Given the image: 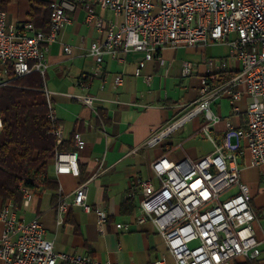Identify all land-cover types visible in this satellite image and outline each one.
Here are the masks:
<instances>
[{
  "label": "built area",
  "instance_id": "2783aa9c",
  "mask_svg": "<svg viewBox=\"0 0 264 264\" xmlns=\"http://www.w3.org/2000/svg\"><path fill=\"white\" fill-rule=\"evenodd\" d=\"M95 3L121 17L119 23L109 21L104 26L102 19L95 17L94 8L85 4L86 20L96 18L95 27L104 35L89 48L97 68L103 54L114 57L119 52L134 50L143 53L135 68V74L140 75L145 62L162 47L209 42L225 43L228 58L240 62V68L220 89L229 87L226 91L232 103L243 93L250 97L245 124L234 126L226 120L221 140L213 138L211 126L218 117L211 112L210 102L220 89L210 88L207 78L203 77L193 107L181 119L165 126L160 134L173 131L185 119L202 112L206 122L201 130L213 142L214 150L197 159L186 157L170 161L161 156L153 162L152 169L160 184L154 187L148 180L137 183L142 196L135 220L138 223L150 221L155 226L175 264H231L240 257H257L261 250L252 228L255 212L250 203L249 188L240 179L239 160L247 151L250 165L264 164V0H95ZM73 7L68 0L52 2L48 31L37 28L28 20L9 24L6 10L0 9V86H9L12 77L25 76L32 71L39 72L44 78L48 46L70 21L67 9ZM63 49L66 53L71 52L68 45ZM209 64L212 65V60ZM216 68L226 69V61H221ZM191 70L192 64L184 61L182 75H188ZM121 80L120 75L114 76L115 84ZM43 91L47 117L55 122L50 93L45 87ZM71 95L93 108L94 96ZM53 133L59 143L62 140L59 125ZM160 134L152 136L146 143H155ZM232 137L235 142L231 141ZM75 142L77 146L82 144L77 133ZM53 170L55 175L78 176L77 152L56 151ZM91 179L75 187L71 202L86 212L91 210L87 202V184ZM261 185L264 186V176ZM20 190L19 205L11 199L0 204L1 264H118L87 254L57 252L37 218L27 220L18 215L19 206L27 207L34 193L24 186H20ZM67 207L68 203L60 196L57 224L62 222ZM94 211L98 231L104 233L108 214L101 207ZM115 226L127 229L128 223Z\"/></svg>",
  "mask_w": 264,
  "mask_h": 264
},
{
  "label": "crops",
  "instance_id": "0c3cea01",
  "mask_svg": "<svg viewBox=\"0 0 264 264\" xmlns=\"http://www.w3.org/2000/svg\"><path fill=\"white\" fill-rule=\"evenodd\" d=\"M68 1L74 4L73 9H67L70 21L46 52L44 87L50 93L62 140H72L70 150L77 152L79 175H55L51 161L48 175L56 178L57 188L35 191L27 207L19 206L18 215L27 220L37 218L57 252L87 254L118 264H175L155 226L150 221L138 223L135 220L142 196L137 183L148 180L154 187L159 186L152 163L161 156L170 161L186 157L197 159L214 150L213 142L201 130L206 122L202 112L185 119L171 132H160L193 107L203 77L207 78L210 88L220 89L241 64L228 58L225 43L209 42L162 47L145 62L140 75L135 74V68L143 53L134 50L119 52L114 57L103 54L97 68L89 48L104 35L96 29L95 20L101 18L106 26L109 21L119 23L121 17L98 6L95 0ZM87 3L95 12L96 18L91 21L86 20ZM6 18L9 24L28 20V1L10 0ZM65 45L71 47L70 53L64 51ZM184 61L192 64L191 72L185 76L182 75ZM221 61H226V69L216 68ZM115 75L122 78L119 84L114 83ZM226 89L229 87L220 89L210 102L211 112L218 117L211 126V135L217 141L223 136L226 120L234 126H243L247 119L250 97L243 93L232 103ZM71 94L94 96L93 108ZM76 133L80 135V146L75 142ZM159 134L155 143H146ZM231 141L235 142V138ZM239 163L240 179L247 184L251 195L250 203L255 212L252 228L261 253L252 259L237 258L231 264L247 260L264 264L262 175L258 166L250 165L247 151ZM88 178H92L87 184V202L91 210L86 212L71 202L75 187ZM60 196L68 207L62 222L57 224ZM127 198L130 206L122 207ZM98 207L108 214L104 233L98 231L94 211ZM123 223H128L127 229L115 226Z\"/></svg>",
  "mask_w": 264,
  "mask_h": 264
},
{
  "label": "trees",
  "instance_id": "16d2710c",
  "mask_svg": "<svg viewBox=\"0 0 264 264\" xmlns=\"http://www.w3.org/2000/svg\"><path fill=\"white\" fill-rule=\"evenodd\" d=\"M28 21L43 31L50 28L51 3L27 0ZM10 0H0L6 10ZM11 71L9 76L12 77ZM11 85L0 86V200L21 203L20 186L32 189L57 188L48 175L56 151H69L72 140L56 142L53 130L59 123L47 117L44 78L37 71L11 78ZM127 198L122 207L130 206ZM242 264H253L247 260Z\"/></svg>",
  "mask_w": 264,
  "mask_h": 264
},
{
  "label": "rangeland",
  "instance_id": "374dc122",
  "mask_svg": "<svg viewBox=\"0 0 264 264\" xmlns=\"http://www.w3.org/2000/svg\"><path fill=\"white\" fill-rule=\"evenodd\" d=\"M50 1H52L53 3H54V2H57V0H50ZM191 107H192V106H191ZM191 107L189 108V110L191 109ZM189 110H188V111H189ZM257 168H258V170L260 171V175L264 176V164L258 166ZM262 176H261V177H262ZM241 181H242V180H241ZM262 189H264V188H262Z\"/></svg>",
  "mask_w": 264,
  "mask_h": 264
}]
</instances>
